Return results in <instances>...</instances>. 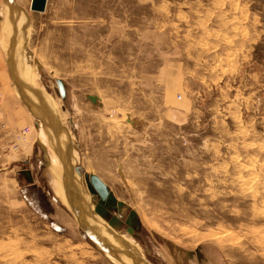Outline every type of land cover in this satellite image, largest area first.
Masks as SVG:
<instances>
[{
	"label": "rangeland",
	"instance_id": "1",
	"mask_svg": "<svg viewBox=\"0 0 264 264\" xmlns=\"http://www.w3.org/2000/svg\"><path fill=\"white\" fill-rule=\"evenodd\" d=\"M29 1L0 0V264H120L57 198L75 174L42 122L144 264H264V0ZM166 62L185 82L172 93L151 76Z\"/></svg>",
	"mask_w": 264,
	"mask_h": 264
},
{
	"label": "bare ground",
	"instance_id": "2",
	"mask_svg": "<svg viewBox=\"0 0 264 264\" xmlns=\"http://www.w3.org/2000/svg\"><path fill=\"white\" fill-rule=\"evenodd\" d=\"M15 12H13V15ZM10 19H12V18H10ZM24 19L25 18L21 13H19V14L16 13L14 18L12 19L13 21H12L11 25L13 24L16 27L20 26L19 29L25 30V24L26 23H25ZM13 25H12V27H13ZM16 29H15V31H16ZM19 29H18V31H19ZM21 32H20V34L18 33L20 36L23 34V33L21 34ZM12 36H13V34H12ZM15 36L17 37L16 34H15ZM20 36L17 38H20ZM22 39H24V38H22ZM8 43L11 44L10 39H9ZM9 58H11V53L9 54ZM17 64H18V62H17ZM16 72H17V70H16ZM22 90H23V88H22ZM22 96L25 99V102H27L26 95L24 96L22 94ZM33 96H36V95L33 94ZM38 100H34V101L32 100L33 102L30 105H32L34 107V110L37 114L38 113L40 114V115L38 114L39 116H41V115L43 116V111L40 110V108H41L40 104L41 103ZM45 117H46V114H45ZM50 125H51V127L54 126L52 123H49V122L46 123L45 122V125H44L42 122L41 127H40L41 130H39L40 135L47 139L49 146L52 148L51 151L55 155L56 164L62 163V165H66V162L67 163L69 162L68 158L71 157L70 162H72V171L75 174V175H73L71 173V169L68 165L67 166L68 167V171H67L68 173L67 172L66 173L69 176V180H68L69 181L68 189L70 190V193H69L70 196H68L69 202H68L67 197H66L67 193H66V187L64 185L65 183L63 184L62 182L59 183L58 186L56 187L55 193H56L57 198L64 205L68 204L70 206L71 210L74 212L76 217H78L79 221L82 223V225L84 226L87 233L92 237V239H95L96 243H98L97 245H99V247H101L105 252H107V254H109L112 258H114L120 264H144L143 263L144 261L140 259L139 255L136 254L137 252H135V250L132 248L133 245L131 246L129 243H127L126 240H124V238H122L120 236V234H118L114 230L110 229V227L115 228L117 225H114L112 223H107L104 220V218H102L98 214V212L96 211V209L92 205L91 201L85 196L84 192L80 189L81 187L79 188V185L82 186L81 178H80V175L75 170V166H76L78 158L75 155L70 154L67 142L64 140L63 136H61V132L59 130H56L55 126L53 128H49ZM76 177L79 179L78 181H77ZM77 182H78V184H77ZM92 196H94V195H91V197Z\"/></svg>",
	"mask_w": 264,
	"mask_h": 264
},
{
	"label": "crops",
	"instance_id": "3",
	"mask_svg": "<svg viewBox=\"0 0 264 264\" xmlns=\"http://www.w3.org/2000/svg\"><path fill=\"white\" fill-rule=\"evenodd\" d=\"M151 76L153 81L155 80L157 84H161L168 93H172L176 90V87L182 85L181 81L183 77L179 74V70L173 63L166 62L162 64L157 72ZM183 83L182 87H185V82L183 81ZM169 111L168 116H170L169 118L173 124L185 125L191 121L193 116L190 104L184 105L178 113L175 112L174 108H169Z\"/></svg>",
	"mask_w": 264,
	"mask_h": 264
},
{
	"label": "water",
	"instance_id": "4",
	"mask_svg": "<svg viewBox=\"0 0 264 264\" xmlns=\"http://www.w3.org/2000/svg\"><path fill=\"white\" fill-rule=\"evenodd\" d=\"M46 0H30L29 1V9L34 12H41L44 10ZM58 89L61 92V84L57 82ZM27 175H29L28 171H24ZM83 179L86 185V189L89 194L94 195L98 200L107 201L110 203H114L116 213L119 215L120 211L125 208L124 203L120 201H115L114 198L108 193L105 185L100 181V179L95 175H83ZM134 218V215L132 212L128 214V219ZM108 223H112L114 225H117V220L112 219ZM125 224L130 226V223L128 220L125 221ZM129 233L132 232V227L127 229Z\"/></svg>",
	"mask_w": 264,
	"mask_h": 264
},
{
	"label": "built area",
	"instance_id": "5",
	"mask_svg": "<svg viewBox=\"0 0 264 264\" xmlns=\"http://www.w3.org/2000/svg\"><path fill=\"white\" fill-rule=\"evenodd\" d=\"M179 96L176 97L177 100H179ZM27 132V130H25L23 133H21V135H24Z\"/></svg>",
	"mask_w": 264,
	"mask_h": 264
}]
</instances>
